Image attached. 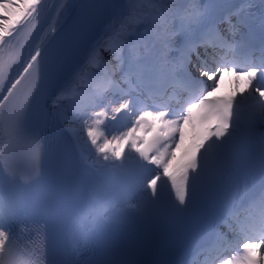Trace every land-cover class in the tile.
Masks as SVG:
<instances>
[{"label": "snow or ice", "instance_id": "6c2138e0", "mask_svg": "<svg viewBox=\"0 0 264 264\" xmlns=\"http://www.w3.org/2000/svg\"><path fill=\"white\" fill-rule=\"evenodd\" d=\"M52 7L0 0V264H114L106 241L128 223L173 264H264V179L240 165L242 118L264 127V0H60L36 37ZM225 75L237 87L217 95ZM259 149L264 173V134ZM126 153L142 202L107 216L97 174ZM12 188L31 193L23 211Z\"/></svg>", "mask_w": 264, "mask_h": 264}, {"label": "bare ground", "instance_id": "6f19581e", "mask_svg": "<svg viewBox=\"0 0 264 264\" xmlns=\"http://www.w3.org/2000/svg\"><path fill=\"white\" fill-rule=\"evenodd\" d=\"M76 2H78V0H76ZM124 2H125V0H120L118 4H120V3H124ZM54 15H55V11H54V13H53L51 19L49 20L48 24L44 27V29H43L42 32L39 34V36H40V35H43V33H44L45 31L48 30L49 26H50L51 23H52V19H53ZM230 87L233 88V89H236V86H235V85L233 84V82H232V78H231V77H228V75H225L223 81L221 82L220 90H225V89L230 88ZM125 156H126V157H129V158H132L131 155H130L129 153H126ZM141 199H142L141 195L138 194V196H137V197H134V198L131 200L130 203L133 204V205H135V204H139L140 201H141ZM125 206H128V204L125 205ZM125 206H124V207H125Z\"/></svg>", "mask_w": 264, "mask_h": 264}]
</instances>
